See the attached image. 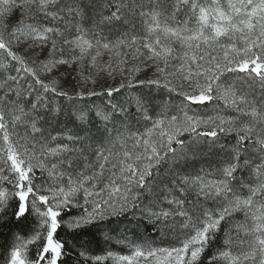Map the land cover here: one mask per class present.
<instances>
[{
	"label": "snow or ice",
	"instance_id": "obj_1",
	"mask_svg": "<svg viewBox=\"0 0 264 264\" xmlns=\"http://www.w3.org/2000/svg\"><path fill=\"white\" fill-rule=\"evenodd\" d=\"M69 260L264 264V0H0V264Z\"/></svg>",
	"mask_w": 264,
	"mask_h": 264
},
{
	"label": "trees",
	"instance_id": "obj_2",
	"mask_svg": "<svg viewBox=\"0 0 264 264\" xmlns=\"http://www.w3.org/2000/svg\"><path fill=\"white\" fill-rule=\"evenodd\" d=\"M118 231H120L119 228H115V229H113V233H114V234H115L116 232H118ZM62 234H63V233H62ZM147 234H150V233H146V235H147ZM69 236H70V234H69ZM108 247H109L108 245H105V244L103 243V241H102V240H99V239L94 240L93 243L91 244V248L94 250V252H95L96 254H103L104 250L107 249ZM110 247H111V250H113V251H117V252H119V253H126V252H127V249H125V248H123L122 246H119V245H117V244H115V243L111 244ZM68 264H72V261L69 260Z\"/></svg>",
	"mask_w": 264,
	"mask_h": 264
}]
</instances>
